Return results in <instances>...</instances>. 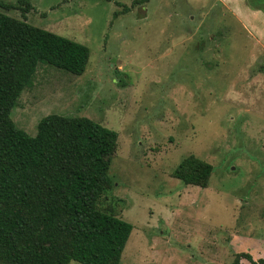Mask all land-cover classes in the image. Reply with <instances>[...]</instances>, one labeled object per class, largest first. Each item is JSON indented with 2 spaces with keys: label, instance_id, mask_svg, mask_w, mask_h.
<instances>
[{
  "label": "rangeland",
  "instance_id": "obj_1",
  "mask_svg": "<svg viewBox=\"0 0 264 264\" xmlns=\"http://www.w3.org/2000/svg\"><path fill=\"white\" fill-rule=\"evenodd\" d=\"M0 0L17 21L88 46L85 71L39 63L11 109L117 132L97 208L132 224L119 264H232L264 256V0ZM26 11L24 12V10ZM189 154L205 187L172 175ZM69 264H81L75 260ZM239 264H252L241 258Z\"/></svg>",
  "mask_w": 264,
  "mask_h": 264
},
{
  "label": "trees",
  "instance_id": "obj_2",
  "mask_svg": "<svg viewBox=\"0 0 264 264\" xmlns=\"http://www.w3.org/2000/svg\"><path fill=\"white\" fill-rule=\"evenodd\" d=\"M89 55L83 43L0 11V264L120 263L132 224L96 206L111 183L117 132L86 116L50 113L30 136L10 117L39 63L80 75ZM212 170L189 154L172 175L205 187ZM241 258L264 264L249 253L232 264Z\"/></svg>",
  "mask_w": 264,
  "mask_h": 264
}]
</instances>
